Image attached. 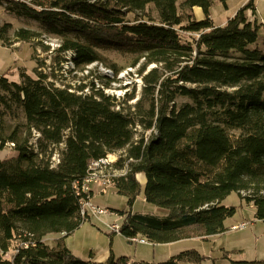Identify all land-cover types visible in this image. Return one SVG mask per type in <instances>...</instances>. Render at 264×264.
Listing matches in <instances>:
<instances>
[{
	"label": "trees",
	"instance_id": "1",
	"mask_svg": "<svg viewBox=\"0 0 264 264\" xmlns=\"http://www.w3.org/2000/svg\"><path fill=\"white\" fill-rule=\"evenodd\" d=\"M181 1L189 9L201 8L205 16L201 21L189 20L184 28L199 34L193 43H184L175 29L182 20L168 16L161 24L126 20L128 13L142 12L151 4L164 16ZM228 1L219 0L225 9ZM254 1L224 26H215L211 19L214 0H30L32 7L16 4L37 13L43 25L61 26L86 40L87 44L70 41L63 47V51L76 52L77 66L98 61L95 49L144 53L148 64L175 57L184 65L172 81L182 83L175 86L176 92L168 93L171 83H161L163 106L152 109L150 120L142 122L144 129L155 133L139 141L134 140L132 120L115 110L114 100L99 90L84 96L50 88L44 83L46 77L23 76L21 84L0 79L2 89L21 104L29 130L40 133L41 146L49 156L41 160L43 153H35L25 141L14 143L17 157L0 160V264L204 263L208 258L197 249L159 263L135 262L111 251L107 262L96 263L75 256L62 239L54 246L43 241L51 234L69 237L90 218L81 214V203L92 195L82 191L89 163L120 151L125 158L113 166L124 174L114 177L113 183L117 194L128 200L129 210L118 213L124 218L119 234L129 245L138 237L153 245L173 244L193 228L203 237L225 233V222L237 214L236 207L224 205L232 193H248L245 199L253 205L255 220L264 222V51L253 47L264 24L254 18ZM177 94L192 104L170 109ZM230 130L242 134L233 140ZM0 143L2 149L1 137ZM60 146L65 147L61 159L52 167L50 149ZM138 175L145 178V201L169 211L168 216L133 213L143 191ZM26 234L33 235L35 245L20 248L13 260H7L4 254L16 249L20 239L31 240Z\"/></svg>",
	"mask_w": 264,
	"mask_h": 264
},
{
	"label": "rangeland",
	"instance_id": "2",
	"mask_svg": "<svg viewBox=\"0 0 264 264\" xmlns=\"http://www.w3.org/2000/svg\"><path fill=\"white\" fill-rule=\"evenodd\" d=\"M20 2L32 7L30 0H0V79H7L9 84H21L25 79L23 76L33 80L46 77L44 83L50 88L55 87L68 91L71 89L77 95L84 96L92 95L99 90L114 100L115 110H122L132 120L135 141L142 138L147 140L154 135L153 130L144 129L142 122L146 123L150 120L149 114L152 109L157 111L163 106L165 100L164 98L161 99L159 93L162 82L172 84L168 88V93L176 92L175 86L182 85V83L176 85L172 81L176 78L175 72L184 63L180 64L179 60L173 57L163 63L148 64L147 55L144 53L95 49L98 61L89 66H77L74 60L76 52L73 50L63 51V47L70 41H80L87 44L86 40L66 33L61 26L49 28L43 25L37 13L16 5ZM235 7V2H231L230 10L227 12L223 5L214 0L210 10H212L215 20L220 23L223 19H227L226 17H231ZM255 12L256 17L254 18H256L258 24H264V11H260L261 14H258L256 10ZM164 14L163 16L151 4L142 12L128 13L126 20L129 22L140 20L161 24L164 17L167 16L179 19L182 20V24L176 26L175 29L178 30L182 41L184 43L195 41L197 33L186 32L184 28L188 25L189 20H196V18L192 15L191 9L183 6L182 1L165 11ZM253 47L264 51V27L261 28L258 42ZM105 69L112 70L113 75L111 77L106 76ZM148 75H150L148 80L153 83L146 82ZM1 85L0 83V137L4 141V147L1 149L0 143V160L17 157L15 144H23L28 141V146L35 153H43V157H40V159L44 158L47 161L49 156L45 151L46 148L41 146L40 133L29 130L21 104L10 92L4 91ZM82 86L85 87L83 91L79 89ZM187 86L190 88L196 87L191 84H187ZM187 104H192V101L177 94L174 102L170 104V109L173 107L179 109ZM241 134L239 130L229 131V135L233 140L239 138ZM64 148V146H60L50 149V151L53 150V155L50 158L52 167L59 164ZM108 156H115L116 162L125 158L124 152L121 151ZM112 172H114L112 168L103 169L105 178L99 179L97 183L89 184V189L92 190L91 201L94 190L96 192H107L94 200L95 206L108 211L107 214L94 215L93 217L94 223L101 227V222L97 221L96 218L106 220L113 225H120L123 223L124 218L118 211L129 210L127 198L118 195L117 190L114 188V177L112 176L111 183L107 181ZM122 174H124V171H118L116 176ZM138 178L142 180L141 177ZM142 188L143 191L133 207V213L154 215L160 213V210H158L160 208L157 209L155 206L148 204L144 199L145 182ZM248 196L249 194L243 196L241 193H232L224 201V205L236 207L237 214L226 221L225 227L227 230L221 235L203 237L200 236L197 229H188L183 232L184 239L180 241L181 243L179 242L173 247H163L151 243L129 245L122 238L120 247L117 244L115 245L116 253H120L119 256L132 257L138 262L159 263L169 260L182 251L194 248L208 258L202 264H213L214 261H216V264H228L229 259L247 262L264 261V222L255 220L253 205L247 203L245 199ZM93 228L88 225L81 231L84 235L85 251L90 246V249L96 250L97 253L106 248L110 250L111 241L109 237ZM45 243L51 246L52 242L49 238H46ZM10 256H13V250L10 252Z\"/></svg>",
	"mask_w": 264,
	"mask_h": 264
},
{
	"label": "crops",
	"instance_id": "3",
	"mask_svg": "<svg viewBox=\"0 0 264 264\" xmlns=\"http://www.w3.org/2000/svg\"><path fill=\"white\" fill-rule=\"evenodd\" d=\"M218 3L220 4L219 0H217ZM250 0H230L228 1L227 3V9L226 11L229 12V7H230V4L231 2H235V11L234 13L231 15V17H226L227 19H223L220 23H218L216 20H215V17L213 16L212 14V10H210L211 12V19L213 20L214 22V25L215 26H224L227 24V22L235 16L236 12L244 7ZM255 10L257 11L258 14H261L260 11H264V0H255ZM191 13L192 15L196 18V21H201L205 18L204 16V13L202 11L201 8L199 7H194L191 9ZM228 14V13H227ZM138 177H141L142 180H140V182L142 183V186H143V183L145 182V178L143 175H138ZM114 191V189H113ZM107 192H96L94 190V193H93V196H92V201H93V204L94 203V200L98 199L97 197H101V195H105ZM112 194H114V192H112ZM225 204V203H224ZM96 205V204H95ZM99 206H101L100 204H98ZM158 209V208H157ZM160 210V213H157L156 216H159V217H166L169 215V211L167 210H164V209H158ZM90 218L84 223L82 224V226L80 227V229H78L77 231H75L71 236L69 237H65L64 234H51V235H48L46 236L43 241L45 242L46 238L49 240H51V246H54L56 244V242L60 239L63 240L65 246L77 257L79 258H82L84 260H92L93 262H96V263H105L107 262V260L109 259L110 257V254H111V251L114 253V255L116 257H120L118 253H116V248H115V245L117 244L119 247H120V244H121V239L122 237L120 236L119 232H116L114 230L111 229L112 227V223L106 221V220H103L101 218H96L97 221L101 222L102 224V227L99 226L98 224L94 223L93 221V215H89ZM227 222H225L226 224ZM88 225H90L92 228L94 227L95 229H98L100 233L102 234H105L107 235V237H109L110 241H111V249L108 250L107 248L104 249L102 252H96V250L94 249H90L91 246L89 248L86 249L85 251V241L83 240L84 238V235L82 234V230L84 229V227H87ZM93 228V229H94ZM98 235V234H97ZM124 240V239H123ZM180 242V241H179ZM179 242H176V243H173V244H169V245H162L163 247H173L174 245H176L177 243ZM181 243V242H180ZM194 249V248H192ZM88 250H90L89 252V255L87 254L88 253ZM122 256H126V255H122ZM135 262H138V261H135Z\"/></svg>",
	"mask_w": 264,
	"mask_h": 264
},
{
	"label": "built area",
	"instance_id": "4",
	"mask_svg": "<svg viewBox=\"0 0 264 264\" xmlns=\"http://www.w3.org/2000/svg\"><path fill=\"white\" fill-rule=\"evenodd\" d=\"M15 1H17V0H15ZM197 37H199V36H197ZM69 91L72 92V93H75V91H72L71 89ZM114 157L107 156L106 158H103V159H100V160H97V161H91L89 163V173H88V176L84 180L83 185H82V191L84 193H86L87 195L91 194L92 190L89 189V184H91L93 182L97 183L99 179L105 178V176L103 175V169L114 168L113 164L116 162ZM94 169H102V176H94ZM107 181H110V183H111V178L108 177ZM107 181H105V182H107ZM241 194L243 196L247 195V193H241ZM81 204H84L85 216H88L90 214L93 215V216L94 215L97 216V215H102V214H107L108 213L107 210H105V209L103 210L100 207L95 206L92 203V201H91V196L90 195L88 196L87 200L83 201ZM112 229L114 231H116V232H119L120 225H113ZM26 236H28L31 240L30 241H23L24 239H20L18 247L13 250V256H10V252L11 251L6 253V254H4V257L7 260H10V261L13 260L14 257L18 254L20 248H27L30 245H32V246L35 245L34 242L32 241L33 235H30V234L27 235L26 234L25 237ZM132 241L136 242V243H141V244H149V242L140 241V238H134V239H132ZM0 255H3V254L0 252Z\"/></svg>",
	"mask_w": 264,
	"mask_h": 264
},
{
	"label": "bare ground",
	"instance_id": "5",
	"mask_svg": "<svg viewBox=\"0 0 264 264\" xmlns=\"http://www.w3.org/2000/svg\"><path fill=\"white\" fill-rule=\"evenodd\" d=\"M197 36H199V34L197 33ZM106 76L111 77V75H113V71L109 70V69H105L104 70ZM114 172L111 173V175H109V178L116 177V173L117 170L112 168ZM94 176H102V169H94ZM240 193H246V192H240ZM248 194V193H247ZM81 214L83 217H85V209H84V204H81ZM140 241L142 242H148L147 239L145 238H140Z\"/></svg>",
	"mask_w": 264,
	"mask_h": 264
}]
</instances>
